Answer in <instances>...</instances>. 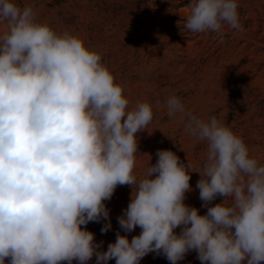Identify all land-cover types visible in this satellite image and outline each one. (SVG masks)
I'll list each match as a JSON object with an SVG mask.
<instances>
[{"label":"clouds","instance_id":"1","mask_svg":"<svg viewBox=\"0 0 264 264\" xmlns=\"http://www.w3.org/2000/svg\"><path fill=\"white\" fill-rule=\"evenodd\" d=\"M238 0H193L185 28L242 31ZM0 264H140L149 253L177 264L195 251L201 264H264V165L215 116L207 121L170 95L167 115L206 142L196 188L204 215L186 205L192 164L158 149L143 178L134 174L137 133L153 119L149 103L129 107L101 56L67 32L36 21L30 6L0 0ZM130 186L116 233L102 251L89 222L111 227V200ZM217 197L221 203L210 206ZM230 199V205L224 203ZM85 226V227H81ZM179 228L180 232L175 230Z\"/></svg>","mask_w":264,"mask_h":264},{"label":"rangeland","instance_id":"2","mask_svg":"<svg viewBox=\"0 0 264 264\" xmlns=\"http://www.w3.org/2000/svg\"><path fill=\"white\" fill-rule=\"evenodd\" d=\"M193 0H16L30 6L36 21L56 33H69L100 54L102 64L123 89L129 107L149 103L153 119L137 133L138 153L134 174L143 178L158 149L171 150L181 162L192 164L190 185L184 203L204 215L197 181L206 158V142L185 131V120L167 115L165 101L175 95L187 112L207 121L212 116L243 139L249 155L264 165V0H238L243 30L223 29L196 33L185 28ZM6 23L0 21V34ZM133 189L118 186L106 201L112 227L101 233L106 221L89 222L87 230L101 250L115 242L116 233L129 240L139 235L137 227L125 233L117 221L130 202ZM217 197L210 206L221 203ZM225 199L226 205L231 204ZM85 227V226H81ZM177 233L180 229L175 230ZM6 258L5 264H7ZM67 264V262H62ZM73 264H77L73 261ZM88 264H96L95 257ZM108 264H116L110 260ZM140 264H170L163 256L149 253ZM177 264H201L195 251Z\"/></svg>","mask_w":264,"mask_h":264}]
</instances>
